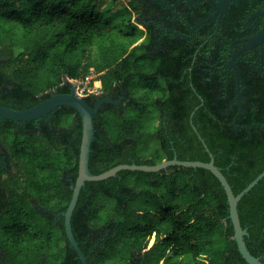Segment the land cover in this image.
<instances>
[{
	"label": "trees",
	"instance_id": "16d2710c",
	"mask_svg": "<svg viewBox=\"0 0 264 264\" xmlns=\"http://www.w3.org/2000/svg\"><path fill=\"white\" fill-rule=\"evenodd\" d=\"M103 1L0 0V105L32 108L54 93L70 94L65 77L83 82L95 73L104 98L122 88L131 101L117 111L104 105L94 117L93 174L175 157L207 163L212 154L240 194L264 172V90L245 95L240 115L237 105L227 111L217 83L180 86L179 58L142 55L147 42L132 48L143 34L127 6L116 0L122 26H114L90 11ZM95 98L84 100L94 108ZM81 130L68 107L39 127L0 119V250L7 264H81L64 225ZM238 213L248 250L264 264V178ZM71 225L88 264H247L224 188L201 168L122 171L87 182Z\"/></svg>",
	"mask_w": 264,
	"mask_h": 264
},
{
	"label": "flooded vegetation",
	"instance_id": "af4514ba",
	"mask_svg": "<svg viewBox=\"0 0 264 264\" xmlns=\"http://www.w3.org/2000/svg\"><path fill=\"white\" fill-rule=\"evenodd\" d=\"M128 1L131 21L143 34L132 48L147 42L142 55L177 56L180 86L195 88L201 83L208 89L219 84L230 104L227 111L238 106L240 90V115L245 95L264 90V0H232L225 9L219 0H134L132 5ZM119 89L116 98H110L118 102L112 105L116 111L131 101ZM95 96L94 107L107 98ZM0 264H7L1 250Z\"/></svg>",
	"mask_w": 264,
	"mask_h": 264
},
{
	"label": "water",
	"instance_id": "95a60500",
	"mask_svg": "<svg viewBox=\"0 0 264 264\" xmlns=\"http://www.w3.org/2000/svg\"><path fill=\"white\" fill-rule=\"evenodd\" d=\"M219 1L220 7L222 9H225L228 3H230V1L232 0ZM64 84L70 85L72 89L70 94L54 93L51 97L40 102L32 108L17 110L12 107L0 105V119L13 121L15 123L36 122L38 124L44 119L51 120L55 116L56 112L62 107L71 108L76 112L77 115H79L82 123L79 170L78 177L73 186L71 201L67 207L66 212L64 213V225L66 237L70 243V246L74 249L78 258L80 259L81 264H88V257L83 253L79 243L75 239L72 230L71 220L75 208L77 206L81 190L85 187L86 183L106 181L110 178L116 177L118 173L122 171L158 173L172 166L205 169L211 172L219 180L227 195V200L229 204V218L234 229V239L236 241L239 253L241 254L242 258L247 262V264H263L260 258L254 257L247 248L245 237H247L249 234L247 229H244L241 225L238 213V204L243 198V196L249 193L259 183V181L264 178V172L261 173L250 185H248L245 190H243L238 195L234 194L232 187L230 186L226 177L223 175L221 169L215 165V160L212 154H210V162L207 163L201 161H179L177 157H175L173 160L164 161L154 166L122 164L102 174L95 175L90 170V156L92 143L97 142L94 128V117L98 115L103 104L108 103L116 106L118 105V102L113 101L111 99H106L100 101L96 107L92 108L84 100V97H80L76 93L75 86L73 84H70L69 79L67 77L64 78ZM238 106L241 109L240 90L238 91Z\"/></svg>",
	"mask_w": 264,
	"mask_h": 264
},
{
	"label": "rangeland",
	"instance_id": "374dc122",
	"mask_svg": "<svg viewBox=\"0 0 264 264\" xmlns=\"http://www.w3.org/2000/svg\"><path fill=\"white\" fill-rule=\"evenodd\" d=\"M121 3H127L128 0H120ZM119 5V4H118ZM91 12H95L97 15L101 16L102 18H107L110 19L112 24L114 26H122L119 22V20L116 18V11H117V7H116V0H106L103 2H99L96 4V6L94 8H90ZM98 77L99 75H96L95 73H92V75L89 78V82L87 83V81H83V82H77L80 85V88H84L85 84L87 83V87H88V94L90 93H95L96 95H100L102 94V84L100 87H97V82L98 81ZM93 84V85H92ZM80 97H84L85 95H81L79 94Z\"/></svg>",
	"mask_w": 264,
	"mask_h": 264
},
{
	"label": "built area",
	"instance_id": "2783aa9c",
	"mask_svg": "<svg viewBox=\"0 0 264 264\" xmlns=\"http://www.w3.org/2000/svg\"><path fill=\"white\" fill-rule=\"evenodd\" d=\"M89 78H90V77H89ZM89 78L86 79L87 83L89 82ZM69 82H70V84H73V85L75 86V88H76V93H77L78 95H79V94H81V95H87V94H88L87 83L85 84L84 88H80V87H79L80 85L77 86V84H79V83H77L78 81H69ZM100 83H101V82H100Z\"/></svg>",
	"mask_w": 264,
	"mask_h": 264
}]
</instances>
